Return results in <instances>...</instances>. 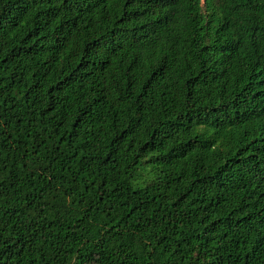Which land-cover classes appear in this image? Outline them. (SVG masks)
I'll use <instances>...</instances> for the list:
<instances>
[{
	"label": "trees",
	"instance_id": "trees-1",
	"mask_svg": "<svg viewBox=\"0 0 264 264\" xmlns=\"http://www.w3.org/2000/svg\"><path fill=\"white\" fill-rule=\"evenodd\" d=\"M0 264H264V0H0Z\"/></svg>",
	"mask_w": 264,
	"mask_h": 264
}]
</instances>
